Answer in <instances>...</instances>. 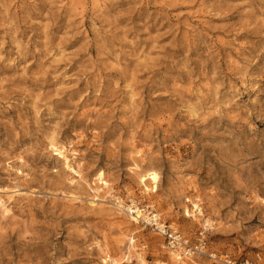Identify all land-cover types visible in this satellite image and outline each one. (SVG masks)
I'll use <instances>...</instances> for the list:
<instances>
[{
    "label": "rangeland",
    "instance_id": "1",
    "mask_svg": "<svg viewBox=\"0 0 264 264\" xmlns=\"http://www.w3.org/2000/svg\"><path fill=\"white\" fill-rule=\"evenodd\" d=\"M99 170L122 203L264 264V0H0V264H177Z\"/></svg>",
    "mask_w": 264,
    "mask_h": 264
},
{
    "label": "built area",
    "instance_id": "2",
    "mask_svg": "<svg viewBox=\"0 0 264 264\" xmlns=\"http://www.w3.org/2000/svg\"><path fill=\"white\" fill-rule=\"evenodd\" d=\"M133 205L146 214V218L141 219L144 226L150 227L161 236L164 247L177 255V264H205L201 261L202 259H206L209 264H256L249 258H234L228 254H218L209 250L206 238L207 229L199 231L198 238L191 241L188 236L166 223L156 212L149 210L147 206ZM126 259L117 262V264H128L129 262Z\"/></svg>",
    "mask_w": 264,
    "mask_h": 264
},
{
    "label": "bare ground",
    "instance_id": "3",
    "mask_svg": "<svg viewBox=\"0 0 264 264\" xmlns=\"http://www.w3.org/2000/svg\"><path fill=\"white\" fill-rule=\"evenodd\" d=\"M52 148H54L55 153L59 158H62L64 160V166L67 169H71L75 174H77L78 172L76 170H73L72 168V164L69 161V158L67 157V155L64 153V151L62 150V148H58L56 145L52 144L51 145ZM95 178L98 180V183L101 185V189L106 188V194H108V196L111 197L112 199V204H114V206H116L117 208H119L120 210L126 212V214L135 222V223H139V221L141 219H145L146 218V214H144V212L138 208L135 205H129V204H124L122 203V200L116 196H114V194H112V189L109 186V182L107 180L104 179V172L99 170L96 174H95ZM139 182L144 186V189L147 190H156V186L157 183L159 181V175L155 170L149 169L144 171L143 173L139 174L138 176ZM147 182L149 183V185H147ZM97 190V189H96ZM97 200V198H95ZM0 208L2 210L3 213H7L8 212V208L5 206V203L3 200L0 199ZM192 208L193 210L191 212H189L188 209H185V214L187 216H193L195 218V213H193L194 211L197 212L199 215H202V211L201 208L199 206V204L193 202L192 203ZM196 219V218H195ZM212 221L208 218H205L203 221V225L207 226V225H211ZM134 241L135 239L132 237H128L127 240V245L126 246V251H128V249L130 248V246L135 249L134 246ZM125 256V253H124ZM138 260L141 264H145L144 259L142 258L141 254L138 253L137 254ZM177 255H175V253L173 252H169V261L170 262H177ZM102 263L103 264H117V261L114 258H111L110 255L108 254V252H105L104 257L102 258ZM160 264H168L165 262H162Z\"/></svg>",
    "mask_w": 264,
    "mask_h": 264
}]
</instances>
